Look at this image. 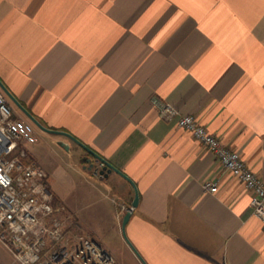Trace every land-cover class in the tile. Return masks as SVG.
I'll return each instance as SVG.
<instances>
[{"label": "crops", "instance_id": "obj_1", "mask_svg": "<svg viewBox=\"0 0 264 264\" xmlns=\"http://www.w3.org/2000/svg\"><path fill=\"white\" fill-rule=\"evenodd\" d=\"M0 81L135 183L125 232L146 264H264L252 192L159 114L194 115L264 183V0H0ZM8 99L54 202L105 249L117 240L118 264H143L122 232L134 187Z\"/></svg>", "mask_w": 264, "mask_h": 264}, {"label": "built area", "instance_id": "obj_2", "mask_svg": "<svg viewBox=\"0 0 264 264\" xmlns=\"http://www.w3.org/2000/svg\"><path fill=\"white\" fill-rule=\"evenodd\" d=\"M159 114L191 132L225 170L242 181L252 192V212L264 225V183L240 155L194 115L181 114L167 102L160 105ZM36 141L33 124L15 117L0 87V241L18 264H118L108 250L80 231L62 204L54 202L47 172L31 159L25 146ZM203 187L215 193L218 183L205 181Z\"/></svg>", "mask_w": 264, "mask_h": 264}, {"label": "water", "instance_id": "obj_3", "mask_svg": "<svg viewBox=\"0 0 264 264\" xmlns=\"http://www.w3.org/2000/svg\"><path fill=\"white\" fill-rule=\"evenodd\" d=\"M0 87L1 89L4 91V93L19 107V109L36 125L38 126L40 129L50 132V133H55V134H61V135H65L67 137H69L70 139H72L73 141H75L76 143H78L82 148H84L87 152H89L91 155H93L94 157H96L102 164L103 167L100 170V174L102 175H107V173H110L111 171H115L116 173H118L119 175H121L124 179H126L135 189V197L132 201V207L130 208V210L125 214L124 218H123V224H122V232H123V236L124 239L126 240V242L128 243V245L131 247V249L134 251V253L138 256V258L141 260V262L143 264H146L143 260V258L140 256V254L136 251L135 247L130 243V241L128 240L127 236H126V232H125V226L131 216L132 213V208H135L138 204V191L137 188L135 186V183L127 176L125 175L122 171H120L119 169H117L115 166H113L110 162H108L107 160H105L103 157H101L100 155H98L97 153H95L94 151H92L89 147L85 146L83 143H81L80 141H78L76 138H74L72 135L63 132V131H58V130H52V129H48L46 127H44L41 123H39L37 121V119H35L30 113L29 111H27L11 94L10 92L5 88V86L1 83L0 81Z\"/></svg>", "mask_w": 264, "mask_h": 264}, {"label": "rangeland", "instance_id": "obj_4", "mask_svg": "<svg viewBox=\"0 0 264 264\" xmlns=\"http://www.w3.org/2000/svg\"><path fill=\"white\" fill-rule=\"evenodd\" d=\"M107 244L109 245L106 246V249L111 253V255L114 258L116 255L120 256L121 250L119 244L117 243V240L111 238L110 236L107 240ZM0 264H18L15 261L11 251L1 241H0Z\"/></svg>", "mask_w": 264, "mask_h": 264}]
</instances>
